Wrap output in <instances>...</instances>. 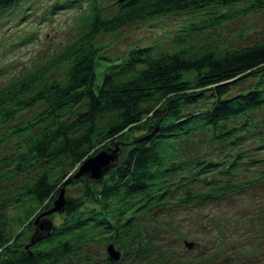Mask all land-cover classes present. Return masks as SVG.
<instances>
[{"label":"trees","instance_id":"16d2710c","mask_svg":"<svg viewBox=\"0 0 264 264\" xmlns=\"http://www.w3.org/2000/svg\"><path fill=\"white\" fill-rule=\"evenodd\" d=\"M22 1L0 0V18ZM84 1L57 0L51 10L81 7ZM87 1L90 17L69 43L0 86V142L12 141L10 151L0 153V185L22 174L27 178L11 197L0 198V264H96L81 259L79 248L97 240L119 251L114 260L105 250L103 264H200L197 255L163 240L174 231L179 247H187L191 240L176 223L180 211L247 184L214 179L209 172L213 165L227 172L220 165L224 156L232 160L233 174L244 156L264 148V34L193 55L181 42L185 34L263 9L264 0H116L109 12ZM171 12L186 16V22L169 37L170 50L144 44L108 55L95 44L101 33ZM61 62L63 77H50ZM31 108L32 116H19ZM190 138L215 151L194 152ZM118 142L117 161L99 181L64 185L100 145ZM260 174L264 178V170ZM62 186L63 210L52 213L61 219L49 218L48 234L35 242H23L19 234L5 237L11 209L52 204ZM73 186L78 189L69 194ZM22 225L31 230L30 221Z\"/></svg>","mask_w":264,"mask_h":264},{"label":"rangeland","instance_id":"374dc122","mask_svg":"<svg viewBox=\"0 0 264 264\" xmlns=\"http://www.w3.org/2000/svg\"><path fill=\"white\" fill-rule=\"evenodd\" d=\"M56 1L23 0L15 4L13 8H7L2 12L0 18V86L4 85L8 79L14 80L13 76L20 75L42 63L51 51L69 43L78 30L86 26L92 12L88 9L87 0L81 7L74 5L72 8L52 11ZM94 1L102 12L115 10L117 4L116 0ZM185 17L171 12L165 14L164 17L132 22L113 32L97 35L94 39L95 44L108 55H123L130 48L144 44L153 46V49L170 50L172 45L169 37L175 35L174 31L185 25ZM198 34L205 36L196 38ZM263 34L264 8L225 22L221 26L201 29L199 33L185 34L181 43L185 48L191 47L192 50L189 52L193 55L212 46H236L253 42L261 38ZM65 67V62L57 64L49 70V76L63 77ZM246 79L238 81L236 87L239 89L246 85ZM34 111L35 108L24 110L19 116L28 118ZM188 143L193 146L194 152L212 150L210 145L193 138H190ZM11 144V140L3 139L0 142V153H8L12 147ZM111 146L115 148L113 145L107 147ZM100 147L104 148L103 145ZM257 148L244 156V162L235 165L234 170H231L233 174L228 173L229 166L233 163L232 160L224 161V156L219 158L223 159L220 165L227 172L221 169L217 172L213 165L210 168V176L214 175V179L230 178L228 180H231L233 178L247 184L222 198H214L201 205L192 204L185 208L186 210H181L180 221L176 222L181 225L178 229L189 236L193 245L189 248L183 245L182 248L179 247L180 237L177 238L174 231H169L165 235L163 242L166 245L178 246L179 251L182 249L194 256L197 255L196 261L200 264H225L227 262L230 264H264V178H259L260 172L264 170V148ZM224 149L225 147L219 151ZM26 179L22 174L14 177L9 183L3 182L2 184L6 186L0 185V198L11 197L17 188H22ZM200 186L201 184L196 185L195 188H200ZM77 189V186H73L67 192L71 194ZM47 206L50 208L52 204H43L34 209L23 204L11 209L5 216L7 217L5 237L10 238L19 234L18 238L27 242L35 227L34 218L45 211ZM51 214L46 217L50 218L53 223L60 221L61 214ZM28 221L31 222V230H26L22 225ZM105 247V241L88 242L79 248L81 259L90 257L96 261V264H103ZM115 249L118 248L115 246Z\"/></svg>","mask_w":264,"mask_h":264},{"label":"water","instance_id":"95a60500","mask_svg":"<svg viewBox=\"0 0 264 264\" xmlns=\"http://www.w3.org/2000/svg\"><path fill=\"white\" fill-rule=\"evenodd\" d=\"M117 146L118 143L115 144V148H102L96 151L93 155L84 158L76 168L75 172L64 181V185L70 180H79L83 183L99 181L103 174L115 165L118 156ZM64 201V186H62L57 191V194L52 201V206L34 218L33 225L35 227L32 236L30 237L31 242H35L50 232L52 229V222L46 216L53 212H61L63 210ZM185 245L189 248L193 243L185 242ZM105 250L110 258L114 260L119 258V251L114 248L112 243L107 244Z\"/></svg>","mask_w":264,"mask_h":264}]
</instances>
